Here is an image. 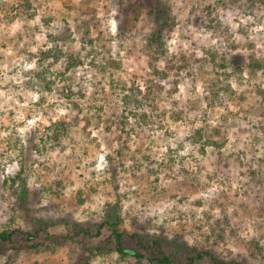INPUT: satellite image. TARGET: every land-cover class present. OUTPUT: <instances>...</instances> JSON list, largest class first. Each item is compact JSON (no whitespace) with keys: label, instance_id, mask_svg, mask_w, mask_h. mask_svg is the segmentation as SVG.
Instances as JSON below:
<instances>
[{"label":"rangeland","instance_id":"374dc122","mask_svg":"<svg viewBox=\"0 0 264 264\" xmlns=\"http://www.w3.org/2000/svg\"><path fill=\"white\" fill-rule=\"evenodd\" d=\"M166 1L178 25L156 60L153 6L127 30L120 0H0V231H30L39 219L88 225L116 210L124 228L165 240L168 252L264 264V187L245 195L235 165L237 154L264 161V0ZM94 15L88 38L76 21ZM66 27L72 36L56 53L52 37ZM69 57L80 61L71 68ZM201 129L218 143L204 155L192 143ZM50 232L65 236L63 225ZM253 240L261 254L247 248ZM82 254L67 244L0 264H79ZM92 261L124 264L116 254Z\"/></svg>","mask_w":264,"mask_h":264},{"label":"trees","instance_id":"16d2710c","mask_svg":"<svg viewBox=\"0 0 264 264\" xmlns=\"http://www.w3.org/2000/svg\"><path fill=\"white\" fill-rule=\"evenodd\" d=\"M166 0H120L121 7L131 14L132 22L126 23L125 29L129 26L134 27L141 19V13L148 7L153 6L152 11L147 12L148 20L153 22V29L148 38V47L156 56L153 59H162L167 55L166 39L173 33L177 24V20L173 15L172 7ZM27 8H30L29 6ZM95 15L86 21L77 19L76 29L79 33L88 36L91 35V28L95 22ZM127 20V21H131ZM72 36L70 27H66L57 36L52 38L55 40L54 49L56 53L62 54V49L59 48V43L62 39ZM67 41L63 43L66 47ZM91 47L94 45L93 41H89ZM93 48V47H92ZM52 55V54H51ZM55 56V55H54ZM251 65L249 67H260V63L251 57ZM70 67L73 68L80 61V58L73 59L69 57ZM152 64V63H151ZM69 68L65 69L68 73ZM63 77V76H62ZM70 90V87L68 88ZM135 104L137 112L131 111L130 114L138 118L139 102L137 100H130V105ZM141 117L150 119L148 115L142 114ZM202 129L195 132L192 138L193 146L199 147L198 152L204 155L206 153L205 147L218 146L217 142L206 135H203ZM203 141L204 146L198 144V139ZM235 161L236 167L240 170L243 179L242 189L247 196L257 195L259 191L255 189L264 187V161L253 156L247 158L243 154ZM255 155V154H254ZM218 164L221 174H227L230 170L229 164L222 158V154L218 156ZM20 181V182H18ZM20 183L23 186L21 196H19V207L23 212L25 218L28 217L31 209L28 206L29 196H27V185L23 178L18 177L13 184ZM21 186V188H22ZM79 206L83 205L84 200L82 196L78 198ZM114 208V207H113ZM105 217L99 223H92L83 225L82 223L59 220L54 226L50 225L46 220H37V225L30 231L17 229L14 231H0V255H7L10 252H34V253H55L59 248L67 244H78L82 247L83 258L79 264H92V259L97 255L116 254L120 262L124 264H235V262H225L221 257L217 256L211 250H204L203 248H195L193 251L183 253L180 247L173 248L168 252L165 248V240L159 237H150L148 241L145 240L137 232H129L124 228V221L119 212L114 210L109 213L105 211ZM62 226L65 229V236H55L50 230L55 226ZM103 238V240H101ZM251 254H261V242L253 240L247 247Z\"/></svg>","mask_w":264,"mask_h":264}]
</instances>
